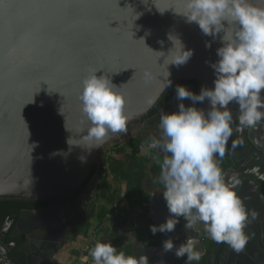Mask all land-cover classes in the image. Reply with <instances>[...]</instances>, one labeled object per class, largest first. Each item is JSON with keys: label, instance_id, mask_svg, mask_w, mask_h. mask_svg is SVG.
Masks as SVG:
<instances>
[{"label": "water", "instance_id": "95a60500", "mask_svg": "<svg viewBox=\"0 0 264 264\" xmlns=\"http://www.w3.org/2000/svg\"><path fill=\"white\" fill-rule=\"evenodd\" d=\"M250 3L264 7V0ZM183 9L184 0H0V201L36 202L71 195L101 164L105 152L122 141L124 132H110L101 148H93L94 142L82 139L90 126L78 99L86 76L99 71L98 77L107 75L119 87L126 100L127 127L145 117L180 82H197L198 94L202 87L214 88L210 63L218 59L220 39L205 36L198 25L187 23L178 14ZM170 35L180 39L185 50L193 51L181 66L168 65L171 54L167 55L173 48ZM207 43H211L210 48ZM187 90L194 93L190 87ZM261 95L264 97V90ZM184 100L197 109L209 108L207 100L195 104ZM174 101L177 103L176 97ZM229 108L233 123L239 122L238 105L231 103ZM262 127L257 124L250 131L260 136L264 134ZM249 140L255 148L253 134ZM150 180L151 175L145 181V191L152 196ZM158 188L164 190L163 183ZM154 196L156 200L148 204V220L159 226L170 213L163 196ZM83 197L91 205L96 191L88 187ZM255 203L254 208L262 214L264 202L256 199ZM28 213L24 211L22 216ZM185 224L180 217L173 232L156 233L158 246H139L134 256L139 259L138 253L147 252L148 262L180 264L175 252L189 238ZM50 226L48 223L46 229L42 226L43 230H37L39 239L30 235L29 229L20 234L26 243L18 251L26 255L27 264H38L37 255L50 250L48 244L55 241V232H65L59 225L57 229L53 224L54 230ZM247 226L253 229L245 228L247 243L240 252L249 248L262 256L254 264H264L263 220L252 218ZM168 239L174 243L171 251L163 248ZM32 244L42 251L35 252ZM195 248L205 253L198 239ZM229 248L227 244L223 254ZM13 251L6 250L9 262L20 264Z\"/></svg>", "mask_w": 264, "mask_h": 264}, {"label": "clouds", "instance_id": "9594fccd", "mask_svg": "<svg viewBox=\"0 0 264 264\" xmlns=\"http://www.w3.org/2000/svg\"><path fill=\"white\" fill-rule=\"evenodd\" d=\"M178 14L187 23L198 25L205 36L214 40L219 37L222 46L216 50L217 61L210 63L215 75L214 88L202 87L197 95L177 85L175 94L181 101L178 111L161 112L160 135L152 137L148 144L149 148L164 153L162 163H158L163 198L170 213L165 223L151 225L150 231L153 235L171 233L183 217L186 230L202 226L217 244H228L240 251L247 243L245 228L249 213L234 190L239 181L232 178L225 182L217 157H224L233 134L231 103L238 105L237 119L242 128L264 121V97L261 95L264 90V7L254 6L250 0H184V9ZM168 39L173 44L167 55L171 54L168 65L187 63L193 51L185 50L175 36L170 35ZM206 47L210 48L211 43ZM97 72L83 79L78 97L82 114L90 125L82 139L86 143L94 142L93 148H101L110 132H125L129 119L125 114L126 100L118 91L119 87L107 75L98 77ZM170 84L169 80L166 87ZM184 99L193 104L207 100L209 108L205 111L186 107ZM33 102L32 99L30 103ZM107 155L106 151L101 163ZM80 159L85 162L84 157ZM163 248L171 251L173 240L164 241ZM86 254L87 264H148L147 257L137 259L134 255H126L111 243L97 242L90 250V257ZM175 255L178 258L186 256L188 262L201 259L192 237L176 248Z\"/></svg>", "mask_w": 264, "mask_h": 264}, {"label": "trees", "instance_id": "16d2710c", "mask_svg": "<svg viewBox=\"0 0 264 264\" xmlns=\"http://www.w3.org/2000/svg\"><path fill=\"white\" fill-rule=\"evenodd\" d=\"M181 86H194V93L198 95V84L195 81L182 82ZM169 93V94H168ZM166 99L175 94V90L168 92ZM124 144H118L114 149L107 151L109 155L107 168L103 166L94 167L92 172L79 191L67 195L61 199L46 201H20L4 200L0 201V230L5 221L12 215H21L22 211L43 212L57 216L66 224L63 238L69 242H76L83 238L85 244L88 241L89 248H93L97 239L106 234L108 226L115 224L111 240L114 247L120 251L126 248L125 254L132 255L129 243L122 236L123 233L133 232L143 242L149 239L154 241L153 246H158L157 235H153L150 226L153 225L148 220V208L144 205L149 203L150 197L144 192V182L148 174L153 173L154 177L160 178L161 168L149 167L148 162H143L140 158V143L138 138H133L127 134ZM222 172L232 166L229 155L219 160ZM127 187L126 193L123 191ZM88 187L96 191V198L91 205L86 203L83 197ZM123 191V192H122ZM124 194V196H123ZM125 201V203H124ZM141 211V213H139ZM108 227V228H107ZM62 238V239H63ZM156 239V241H155ZM12 242V240H10ZM24 241H20L18 246ZM152 243V242H151ZM82 256V252L80 253ZM75 251V255H80ZM86 254V253H84ZM15 259L21 264H27L25 255L17 250L13 252ZM210 264V259L204 258L192 264ZM89 264H93L90 262ZM148 264H154L152 262Z\"/></svg>", "mask_w": 264, "mask_h": 264}, {"label": "flooded vegetation", "instance_id": "af4514ba", "mask_svg": "<svg viewBox=\"0 0 264 264\" xmlns=\"http://www.w3.org/2000/svg\"><path fill=\"white\" fill-rule=\"evenodd\" d=\"M181 83L182 82H180L178 85H182ZM185 87L186 88L190 87L193 90L195 88L194 86H185ZM175 88L176 86L174 88L169 89L163 95V97L158 102V104L145 117L129 125L127 127V130L124 132L122 141H117L115 145L109 148V151L114 149L115 146L118 144H124V142H126L125 138L127 134H130L133 138L137 137L139 142H141L140 143L141 160L146 163L148 162L149 167H151V169L160 168L159 165L160 163H162L164 153L159 149L149 148L148 144L152 137L158 138L160 135L159 122H160L161 112L163 111L164 113H172L178 111V104L181 101H177V103L176 101H174L176 94H174L171 98L166 99V96L169 94L168 92L173 89L175 90ZM182 102L186 107L193 106L191 103H189L186 100ZM258 124H261V126H263L262 131H264V122H260ZM231 127L233 128V134L227 142L224 156L229 155L230 160L232 162V166L223 172L225 177V182L227 183L231 181L232 178H235L236 180L239 181V184L235 187L234 190L237 192V195L241 198L242 202L244 203L246 210L249 213L250 216L249 218L251 217L256 218L258 217L259 212L257 209H255L256 208L255 201L256 199H259L262 202H264V184H263L264 163H261L264 162V141H262V137L264 139V134L262 135L261 133L260 136H257L253 132L251 133L250 131L251 127H247V129L245 127L242 128L239 125V122L232 123ZM241 128L243 130H241ZM250 134H253L256 138L255 148L252 146V142L249 140ZM234 143L235 146H233ZM217 159L218 161L220 160V158L218 157ZM107 160H109V158L106 157V161ZM158 161L160 163H158ZM101 166L107 167L108 163L102 162ZM152 174L153 173L147 175V177L151 175V180L149 181L150 188L148 189L154 192V194L151 196V201H148L149 203L156 200L154 195L157 193H159L160 196L162 197L164 191V190H159L158 188L160 186L162 187V182L160 178L154 177V175ZM256 180H259L260 183L256 182ZM143 187L144 189H146L145 182ZM86 203L88 204L87 199H86ZM149 203H146L144 206L148 208ZM23 213L24 211H22L21 215L19 216L15 214L7 218V220L4 223V226L0 230V264H11L6 255V250L10 251V249L13 248L14 251L15 250L18 251V249L21 248L26 243V241H24L22 245L18 246V243L20 241H23V236H21L20 234L25 233L27 229L31 230L30 235L32 234L36 235V239H39L41 237L40 234H38L39 232H37V230H43L42 226L45 228V226H47L48 223L51 224L50 228H52L53 230H54V226H53L54 224L56 225L57 229L59 225L60 229L62 231H65L66 226L64 225L63 221L60 219L59 216H57V218L53 217V220H49L47 217L48 220H46L47 214L43 212H34V213L32 212V213H28L27 216H22ZM149 214H150V209L148 208V215ZM249 222H252V218L250 219ZM163 223H165L164 220H162V224ZM249 228L253 229L250 226H246V229ZM186 232L189 235V237L194 238L195 241L198 239L199 243L203 245L205 253L201 254L200 260H203L204 258L207 259L209 258L210 264H221V263L254 264L257 263V261H259V258H262V256L260 257L259 254H255L253 250H249V248L244 252H240L230 247L228 252L223 254L225 248L227 247V244L224 243L217 244L208 236V234L203 230L202 226H200L198 229L189 230V231L186 230ZM14 234L19 236L12 238ZM62 238H63V233L59 234L55 232V234L53 235V239L55 241L50 242V245L48 244V249L51 250V248L57 247L59 245L58 243H61L62 240H65L64 238L63 239ZM10 240H12V242ZM3 243H5V247L2 246ZM13 245H15V248L13 247ZM31 249H35L34 250L35 252H37L38 249L41 250V248L38 247L36 244H32ZM50 250L47 251L46 253L42 252L41 255H37L38 264H55V263H48L47 261L46 255L50 253ZM180 264H192V261L188 262L187 257L185 256L181 258Z\"/></svg>", "mask_w": 264, "mask_h": 264}, {"label": "crops", "instance_id": "0c3cea01", "mask_svg": "<svg viewBox=\"0 0 264 264\" xmlns=\"http://www.w3.org/2000/svg\"><path fill=\"white\" fill-rule=\"evenodd\" d=\"M146 160V159H144ZM126 190H127V187H125L124 189V186H123V191L124 193H126ZM122 191V192H123ZM144 192L146 193L145 189H144ZM147 194V193H146ZM149 197H150V200L151 201V195L147 194ZM124 196V194H123ZM125 203V201H124ZM141 213V211L139 212ZM53 215V214H52ZM52 215H46V220L48 219H53ZM48 217V219H47ZM115 224H111V226H108L110 230L107 231L106 234H103L102 236H100V238L97 239V242H102V243H111L113 246L115 245L114 242H112L111 240V235H112V232L115 228L114 226ZM107 227V228H108ZM64 235V234H63ZM125 240H127V242L129 243L130 245V248L132 250V255H135V248H138L139 246H145L147 248L149 247H153V243L154 241H151L149 239H146L145 241H141L139 239V237L129 231V232H126V233H123V236H122ZM82 239L83 238H79L77 239L76 242L72 243V242H69L67 241V243L65 244L66 240H62L61 243H58L59 245L57 247H53L51 248L50 250V253L48 255H46V258H47V261L48 263H55V264H87V254L84 255L85 253V249L88 248V241H86V243L84 244L82 242ZM157 240L159 241V239L157 238ZM156 241V239H155ZM160 242V241H159ZM82 245H81V244ZM127 250L126 248H122L120 251H125ZM75 251H77L79 254L82 252V256L81 254L79 255V257H77L75 255ZM141 254V253H138V255ZM144 257H147V252L145 254H142ZM150 263V262H148ZM154 263V262H152ZM156 264V263H154Z\"/></svg>", "mask_w": 264, "mask_h": 264}, {"label": "bare ground", "instance_id": "6f19581e", "mask_svg": "<svg viewBox=\"0 0 264 264\" xmlns=\"http://www.w3.org/2000/svg\"><path fill=\"white\" fill-rule=\"evenodd\" d=\"M262 214H264V213H262ZM261 213H259V215H258V217L260 218V219H262L263 220V222H264V215H262ZM250 217V216H249ZM251 218H254V217H251ZM257 218V217H256ZM141 256H143L142 254H140Z\"/></svg>", "mask_w": 264, "mask_h": 264}, {"label": "built area", "instance_id": "2783aa9c", "mask_svg": "<svg viewBox=\"0 0 264 264\" xmlns=\"http://www.w3.org/2000/svg\"><path fill=\"white\" fill-rule=\"evenodd\" d=\"M105 162H106V159H105ZM105 168H107V167H105ZM92 248H86L85 249V253H88V257H90V255H89V253H90V250H91Z\"/></svg>", "mask_w": 264, "mask_h": 264}, {"label": "rangeland", "instance_id": "374dc122", "mask_svg": "<svg viewBox=\"0 0 264 264\" xmlns=\"http://www.w3.org/2000/svg\"><path fill=\"white\" fill-rule=\"evenodd\" d=\"M109 151V150H108ZM109 155H113L112 154V151H111V153H108V155L107 156H109ZM109 158V157H108ZM160 166V165H159ZM67 243V240H66V242H65V244ZM81 244V243H80ZM82 245V244H81Z\"/></svg>", "mask_w": 264, "mask_h": 264}]
</instances>
